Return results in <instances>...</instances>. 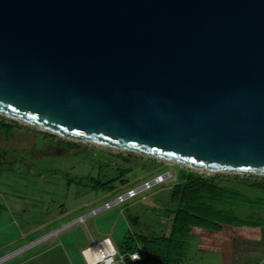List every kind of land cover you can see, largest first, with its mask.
<instances>
[{
  "label": "water",
  "instance_id": "95a60500",
  "mask_svg": "<svg viewBox=\"0 0 264 264\" xmlns=\"http://www.w3.org/2000/svg\"><path fill=\"white\" fill-rule=\"evenodd\" d=\"M0 117L264 178V0H0Z\"/></svg>",
  "mask_w": 264,
  "mask_h": 264
},
{
  "label": "rangeland",
  "instance_id": "374dc122",
  "mask_svg": "<svg viewBox=\"0 0 264 264\" xmlns=\"http://www.w3.org/2000/svg\"><path fill=\"white\" fill-rule=\"evenodd\" d=\"M0 119L16 125L10 130L0 127V264H86L81 251L85 249L86 254L93 242L98 244L106 237L116 248L127 232L133 237L168 236L174 210L171 190L180 182L181 168L168 166L146 176L140 167L143 158L47 137L51 135ZM59 140L77 147L64 148L57 145ZM125 166L133 170L124 178L128 180L124 186L117 179L113 191L94 187L110 181L115 171ZM166 172L173 174L171 182L93 214L126 190ZM203 176H220L229 183L238 178L237 182L248 185L264 182V178L249 176ZM239 189L250 202L264 200V189L247 185H239ZM235 215L241 221L262 225L261 231L252 234L264 239V207H244ZM242 233L250 231L241 230L239 236ZM239 236L197 231L189 239L180 264H264V250L250 252L251 243L235 239ZM253 247L256 249L255 244ZM116 259L114 264H118Z\"/></svg>",
  "mask_w": 264,
  "mask_h": 264
},
{
  "label": "trees",
  "instance_id": "16d2710c",
  "mask_svg": "<svg viewBox=\"0 0 264 264\" xmlns=\"http://www.w3.org/2000/svg\"><path fill=\"white\" fill-rule=\"evenodd\" d=\"M2 120V119H0ZM3 121V120H2ZM0 127L7 130L15 128L0 122ZM53 138V136H47ZM64 148H75V144L59 140L57 143ZM141 158V157H140ZM142 159V158H141ZM140 165L142 174H152L153 171L165 169L168 166L144 158ZM126 167V166H125ZM133 168L119 167L116 175L110 181L95 184L97 189L113 191L115 181L120 180L121 187L127 183L124 178L132 172ZM180 182L171 190V205L174 208L171 229L168 236L162 237H133L127 232L123 243L114 246L117 256L123 258V264H180L185 256L187 243L195 232H206L215 235L224 230L232 231H261L262 225L253 221L244 222L238 219L235 213L241 208H263V201L250 202L242 197L239 185L252 188L264 189L258 184H242L238 178H232L234 182H227L220 176L205 177L196 172L180 169ZM134 222V221H133ZM136 224V222L134 223ZM263 230V229H262ZM106 239H109L106 237ZM110 240V239H109ZM111 241V240H110ZM139 254L140 260L132 262L130 255ZM121 264V263H118Z\"/></svg>",
  "mask_w": 264,
  "mask_h": 264
},
{
  "label": "built area",
  "instance_id": "2783aa9c",
  "mask_svg": "<svg viewBox=\"0 0 264 264\" xmlns=\"http://www.w3.org/2000/svg\"><path fill=\"white\" fill-rule=\"evenodd\" d=\"M172 180H173V174L171 172H166L164 174L157 175L154 178H152L151 180L146 181V182L138 185L135 188H131V189L126 190V192L124 194L118 196L114 200H111V201L105 203L103 206H101L100 208L93 211V214L95 215V214H98L101 212L108 211V210L112 209L113 207H116V206L123 204L127 201L133 200L136 197H138L139 195L146 193V192H149L153 188L158 187L162 184H166L168 182H171ZM106 241L109 242L110 240L105 239L102 242H100V244H102L103 242H106ZM82 254H83V252H82ZM116 256H117V251L115 250L112 257L110 258L111 264H114ZM84 259H85L86 264H90L85 257H84ZM130 260L132 262H136V261L140 260L139 254L130 255ZM117 263L123 264V258L119 257V260L117 261Z\"/></svg>",
  "mask_w": 264,
  "mask_h": 264
},
{
  "label": "bare ground",
  "instance_id": "6f19581e",
  "mask_svg": "<svg viewBox=\"0 0 264 264\" xmlns=\"http://www.w3.org/2000/svg\"><path fill=\"white\" fill-rule=\"evenodd\" d=\"M83 221L80 220L79 222L81 223ZM98 244H96L94 242V244L86 252V254H84L85 251H83V256L88 260V262L90 264H111L110 258L112 257L113 253L115 252L114 246L112 245V243L110 241L109 242L106 241V242H103L102 244H100V243H98ZM105 244H107V246H105ZM100 245L102 246V248ZM104 250L106 252H104Z\"/></svg>",
  "mask_w": 264,
  "mask_h": 264
},
{
  "label": "crops",
  "instance_id": "0c3cea01",
  "mask_svg": "<svg viewBox=\"0 0 264 264\" xmlns=\"http://www.w3.org/2000/svg\"><path fill=\"white\" fill-rule=\"evenodd\" d=\"M91 215H93L92 213L89 215V216H91ZM225 231V234L227 235V234H231V235H235V234H237V236H239V234H238V231H232V230H228V229H226V230H224ZM253 232H250L249 234L248 233H246V234H243L242 233V235H240L239 237H236L235 239H242V240H244L243 242H245V243H251V245H252V247H251V249H250V252H254V251H256V250H260L261 249V251L262 250H264V239L262 238L263 236H261V235H257V236H255V235H253L252 234ZM251 237H253V238H251ZM211 238H213L214 239V236H212ZM262 238V239H261ZM257 239V240H256ZM256 240V241H255ZM235 242V241H234ZM233 242V243H234ZM94 243V242H93ZM98 243V242H97ZM255 244V247H256V249H254V247H253V245ZM233 245V244H232ZM89 248V247H88ZM87 249V248H86ZM85 250V249H84ZM84 250H82L81 251V255H82V257H83V254H82V252L84 251ZM233 253V252H232ZM232 253H230V255H232ZM234 254V253H233ZM235 257V256H234ZM84 258V257H83ZM85 260V259H84ZM86 263V262H85Z\"/></svg>",
  "mask_w": 264,
  "mask_h": 264
},
{
  "label": "flooded vegetation",
  "instance_id": "af4514ba",
  "mask_svg": "<svg viewBox=\"0 0 264 264\" xmlns=\"http://www.w3.org/2000/svg\"><path fill=\"white\" fill-rule=\"evenodd\" d=\"M261 250V249H260Z\"/></svg>",
  "mask_w": 264,
  "mask_h": 264
}]
</instances>
